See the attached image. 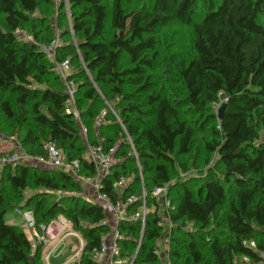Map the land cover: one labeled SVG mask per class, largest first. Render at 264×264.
I'll return each mask as SVG.
<instances>
[{
    "label": "trees",
    "instance_id": "obj_1",
    "mask_svg": "<svg viewBox=\"0 0 264 264\" xmlns=\"http://www.w3.org/2000/svg\"><path fill=\"white\" fill-rule=\"evenodd\" d=\"M68 1L0 0V130L37 155L52 140L86 176L96 174L89 146L117 145L119 162L102 191L116 202L113 184L126 175L124 198L140 196L143 184L147 193L144 228L127 219L118 225L121 256L132 264H259L264 0ZM177 24L188 28L186 52L184 38L171 34ZM56 26L57 59L72 66L78 113L67 111L66 83L40 47L56 39ZM21 28L34 41L21 39ZM167 184L169 209L153 195ZM85 191L59 168L0 166V264H47L43 245L33 249L22 226L6 221L18 206L33 212L38 228L67 217L85 240L75 264H99L93 252L111 227L106 208Z\"/></svg>",
    "mask_w": 264,
    "mask_h": 264
},
{
    "label": "built area",
    "instance_id": "obj_2",
    "mask_svg": "<svg viewBox=\"0 0 264 264\" xmlns=\"http://www.w3.org/2000/svg\"><path fill=\"white\" fill-rule=\"evenodd\" d=\"M40 47L46 54L47 58L54 63V71L59 74L66 83L67 92L70 97L67 103V111H76L78 113L75 97L78 84L72 78H70L72 70L69 59L62 61L57 59V49L59 47L57 38L51 43H41ZM83 131L84 134L87 133L85 126H83ZM44 149L46 151L45 156L37 154L31 155L24 152H15L10 156H2L0 158V163L5 165L7 163L37 162L45 166L65 170L72 174L85 187H90L97 200L100 202H105L111 210V215H108L106 219L103 220V223L110 225L108 217H112L113 222H115V227L113 229L111 228L110 232L102 238L101 245L94 249V260L99 264H132L133 260L130 261L129 258H123L121 256L119 240L123 238V236L118 229V225L121 220L127 219L130 221H141L144 228L148 213V207L146 204L147 193L143 184L142 193L140 196L132 194L124 198V192L128 187V179L126 175H121L113 184L115 189L120 193V198L116 202L112 201L111 197L102 191V179L108 174L111 167L119 162V159L116 156L117 145L110 147L108 150H106L102 144L89 146L87 158L94 162L96 166V174L94 176L82 175L80 171V160H68L65 157L63 151H61L57 147L56 143L52 140H48L44 143ZM153 195L163 201L166 209L171 207V202L167 198L168 184L157 186L153 192ZM140 199L142 200V203L135 211L129 213L128 205L137 202ZM24 216L31 230H33L35 234L32 248H37L38 244L41 243L43 245L44 254H47L49 250L57 243L63 242V239L67 236L68 230L73 227L71 221L63 215L52 219L47 224H42L40 228L37 227L33 212L31 210L25 211ZM168 222L171 224L170 219ZM156 252L161 255L163 254L160 247L156 249ZM167 253L168 252L166 251V254ZM48 260L49 256L46 260L47 264H49ZM259 264H264V254L263 259Z\"/></svg>",
    "mask_w": 264,
    "mask_h": 264
},
{
    "label": "rangeland",
    "instance_id": "obj_3",
    "mask_svg": "<svg viewBox=\"0 0 264 264\" xmlns=\"http://www.w3.org/2000/svg\"><path fill=\"white\" fill-rule=\"evenodd\" d=\"M68 2H67V5H68L67 13H68V15L66 16V18H67V21L71 25V15H70ZM54 17H55L54 20H57V18H56L57 14L54 15ZM59 30H60V28L58 26H56V33H57L56 38L58 40L59 45H61L62 41L60 39ZM187 32H188V28L181 25V24H177L171 29V34H173V37L184 38V42L186 43L183 47L184 52H186L188 49ZM17 34L23 40L34 41L33 35L30 33L29 29H27V28L19 29L17 31ZM71 70H72V66H71ZM220 103H221V101L216 104V106H219V108L222 105ZM262 134H264V131L262 132ZM15 152L16 153H23L24 152L27 154L34 155L33 153L28 152L20 144V141L17 140L16 137H14V136L9 137L5 134V132L0 130V158L2 156H10ZM0 166L2 167L3 165L0 163ZM198 171H199L198 168H195V169L190 168L189 174H195V173H198ZM182 176H185V174L183 173ZM85 194L90 200L101 203L103 206H105V208L108 212V215H111V213H110L111 210H110L109 206L105 202H100L99 200H97V198L94 196L93 191L90 187L86 186ZM25 211H27V210H21V208H19V206L16 207L13 211L7 213L6 221L9 223H16V224L22 226V228L24 229L26 234L29 236V238L34 240L35 234H34V231L31 230L30 226L27 223V220L24 216ZM108 219H109V224H110L111 228L113 229L115 227V222H113L112 217H108ZM83 244H85V240H84L82 234L72 227L68 230L67 236L63 239V243L60 245V247L54 251H51L52 248H54V246H53L49 250L50 252L47 254L46 258L44 256L45 261L47 260V257L49 256L50 262H51V263L49 262V264H62L63 262H65L67 259H69L71 257V259L68 260V262L65 264H75V262L78 261V259L81 256V252L83 250ZM162 244L165 245L164 239H160L159 245L161 246ZM164 248L165 247H160L161 250L162 249L164 250ZM162 257L166 258L165 254H162Z\"/></svg>",
    "mask_w": 264,
    "mask_h": 264
},
{
    "label": "crops",
    "instance_id": "obj_4",
    "mask_svg": "<svg viewBox=\"0 0 264 264\" xmlns=\"http://www.w3.org/2000/svg\"><path fill=\"white\" fill-rule=\"evenodd\" d=\"M62 243H63V242H61V243H57L56 245H54V248H52L51 251H54V250L58 249ZM49 252H50V251H49ZM49 252H48V253H49ZM48 253H47V254H48ZM47 254H44V256H47ZM45 258H46V257H45ZM70 259H71V257H70L69 259H67L65 262H63L62 264L67 263L68 260H70ZM48 261L50 262V257H49V260H48ZM50 263H51V262H50Z\"/></svg>",
    "mask_w": 264,
    "mask_h": 264
},
{
    "label": "water",
    "instance_id": "obj_5",
    "mask_svg": "<svg viewBox=\"0 0 264 264\" xmlns=\"http://www.w3.org/2000/svg\"><path fill=\"white\" fill-rule=\"evenodd\" d=\"M226 108V103L222 104L221 107L218 109L219 112V118L221 119L223 117L224 114V110Z\"/></svg>",
    "mask_w": 264,
    "mask_h": 264
}]
</instances>
